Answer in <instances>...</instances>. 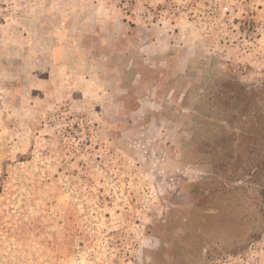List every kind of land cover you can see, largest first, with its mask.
I'll use <instances>...</instances> for the list:
<instances>
[{
  "label": "rangeland",
  "instance_id": "1",
  "mask_svg": "<svg viewBox=\"0 0 264 264\" xmlns=\"http://www.w3.org/2000/svg\"><path fill=\"white\" fill-rule=\"evenodd\" d=\"M255 131L264 0H0V264H264Z\"/></svg>",
  "mask_w": 264,
  "mask_h": 264
},
{
  "label": "trees",
  "instance_id": "2",
  "mask_svg": "<svg viewBox=\"0 0 264 264\" xmlns=\"http://www.w3.org/2000/svg\"><path fill=\"white\" fill-rule=\"evenodd\" d=\"M228 84L227 83H223V87L224 86H229L230 87L229 91L225 92L226 94L224 93L226 96L230 95V94H234V93L237 94V96H239V95H247V91H244V89L241 88V86L239 85L240 83L238 81L237 82H228ZM233 84H236L237 86L233 87L232 86ZM256 106H261V105H256ZM222 124H223V126H225V125H227V122L224 123L222 121ZM233 135H234V133H233L232 130L228 132L227 138H228V142L229 143L234 141ZM251 138H252L253 141H255L254 142V144H255V149L254 150L257 152L261 148L260 149L261 157L259 159H257L255 162H253V164L251 165L250 170H249V172L255 174V173L261 171L264 168V131L252 132L251 133ZM249 175L251 176V174H249ZM234 187L235 186H231L230 188H234ZM220 188L225 189L226 186L223 185ZM262 223H264V221H262ZM262 232H264V225H260L259 229L252 233L253 239L258 238Z\"/></svg>",
  "mask_w": 264,
  "mask_h": 264
}]
</instances>
